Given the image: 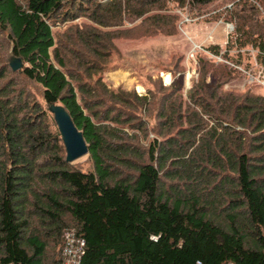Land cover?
<instances>
[{
    "label": "trees",
    "instance_id": "16d2710c",
    "mask_svg": "<svg viewBox=\"0 0 264 264\" xmlns=\"http://www.w3.org/2000/svg\"><path fill=\"white\" fill-rule=\"evenodd\" d=\"M218 1L0 0V264H63L66 229L84 239L79 264H264V95L222 89L244 76L226 57L199 56L186 95L179 81L149 78L139 95L104 75L118 41L186 28L160 5ZM229 7L209 20H233V42L264 66L263 15ZM55 104L87 171L66 159Z\"/></svg>",
    "mask_w": 264,
    "mask_h": 264
},
{
    "label": "rangeland",
    "instance_id": "374dc122",
    "mask_svg": "<svg viewBox=\"0 0 264 264\" xmlns=\"http://www.w3.org/2000/svg\"><path fill=\"white\" fill-rule=\"evenodd\" d=\"M237 1L243 0H220L212 5H203L200 10L177 9L169 2L160 5L161 10L170 8L177 13L182 10L183 14L187 13L193 18V21L184 28L188 34L181 31L173 37L118 41L117 45L121 54H116L111 59L113 68L106 71L105 79L114 86L122 85L128 89L134 88L139 95L147 94L143 83H148L149 78H159L162 84L167 86L179 81L182 92L186 95L192 80L198 77L199 56L208 60L209 58L215 59L211 57L213 55L220 57L222 59L220 62H224L226 57L232 63L229 65L244 73L243 77L222 79V89L232 90L235 93L248 91L264 95V66L258 62L256 50L251 46L239 47L237 43L233 42L234 39H237L233 36L234 21L226 19L224 14L219 19L209 20L208 13L221 12L231 8L232 6L229 7L231 3ZM249 3H254L258 7L257 15L264 17L257 0H249ZM230 24L233 27L232 31H230ZM191 46L198 47L195 60L188 58ZM213 46H218L216 48L219 51L218 55L213 54L211 49ZM178 54L184 56V70L175 74L171 70L175 68L174 61L178 58ZM206 81H212L210 75ZM38 98L41 100V97ZM142 142L145 143V140L143 139ZM72 163L82 167L83 171L90 168L87 155L80 156Z\"/></svg>",
    "mask_w": 264,
    "mask_h": 264
},
{
    "label": "water",
    "instance_id": "95a60500",
    "mask_svg": "<svg viewBox=\"0 0 264 264\" xmlns=\"http://www.w3.org/2000/svg\"><path fill=\"white\" fill-rule=\"evenodd\" d=\"M9 64L13 70L22 67V61L19 57L10 55ZM50 110L54 112L60 134L66 148L67 161H73L87 152L86 143L81 135V132L72 123L69 114L59 105H50Z\"/></svg>",
    "mask_w": 264,
    "mask_h": 264
},
{
    "label": "built area",
    "instance_id": "2783aa9c",
    "mask_svg": "<svg viewBox=\"0 0 264 264\" xmlns=\"http://www.w3.org/2000/svg\"><path fill=\"white\" fill-rule=\"evenodd\" d=\"M193 21V18L188 14H183V20L181 24H190V22ZM228 26V25H227ZM181 27V25H180ZM183 33H186L182 27H181ZM233 30L232 25L230 24V31ZM198 47H192L190 56L188 57L190 60H195V52H197ZM215 57L217 61L222 60L218 56ZM64 238V245L62 248V255H63V264H79L81 256L84 253V239L79 236L75 230L73 229H66L63 233ZM198 264V263H197Z\"/></svg>",
    "mask_w": 264,
    "mask_h": 264
},
{
    "label": "crops",
    "instance_id": "0c3cea01",
    "mask_svg": "<svg viewBox=\"0 0 264 264\" xmlns=\"http://www.w3.org/2000/svg\"><path fill=\"white\" fill-rule=\"evenodd\" d=\"M190 33V32H189ZM192 39V38H191ZM193 40V39H192Z\"/></svg>",
    "mask_w": 264,
    "mask_h": 264
}]
</instances>
